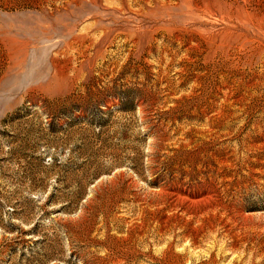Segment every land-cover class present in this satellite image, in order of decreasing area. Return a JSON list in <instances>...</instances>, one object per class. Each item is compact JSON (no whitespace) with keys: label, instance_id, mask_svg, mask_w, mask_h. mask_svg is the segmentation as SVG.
<instances>
[{"label":"rangeland","instance_id":"rangeland-1","mask_svg":"<svg viewBox=\"0 0 264 264\" xmlns=\"http://www.w3.org/2000/svg\"><path fill=\"white\" fill-rule=\"evenodd\" d=\"M0 264H264V0H0Z\"/></svg>","mask_w":264,"mask_h":264},{"label":"bare ground","instance_id":"bare-ground-1","mask_svg":"<svg viewBox=\"0 0 264 264\" xmlns=\"http://www.w3.org/2000/svg\"><path fill=\"white\" fill-rule=\"evenodd\" d=\"M181 192V191H180ZM183 195V194H182ZM175 197V196H174ZM196 198H192V199H186V198H183V197H180V195H176V200H179V201H186V202H188V203H195L196 202V200H195ZM199 199V198H198ZM173 204V203H172ZM189 207V206H188ZM195 214V213H194Z\"/></svg>","mask_w":264,"mask_h":264}]
</instances>
